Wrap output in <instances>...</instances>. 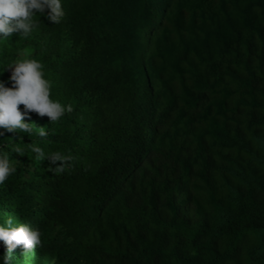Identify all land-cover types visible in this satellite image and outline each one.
<instances>
[{
    "label": "trees",
    "instance_id": "16d2710c",
    "mask_svg": "<svg viewBox=\"0 0 264 264\" xmlns=\"http://www.w3.org/2000/svg\"><path fill=\"white\" fill-rule=\"evenodd\" d=\"M61 6L59 24L34 13L33 31L0 38V82L35 59L74 109L0 136L16 168L0 226L42 242L10 264H264V0ZM32 145L71 167L53 174Z\"/></svg>",
    "mask_w": 264,
    "mask_h": 264
},
{
    "label": "clouds",
    "instance_id": "9594fccd",
    "mask_svg": "<svg viewBox=\"0 0 264 264\" xmlns=\"http://www.w3.org/2000/svg\"><path fill=\"white\" fill-rule=\"evenodd\" d=\"M45 9L49 11L45 13ZM46 15L48 21L59 24L65 17L61 0H0V38L20 33L25 36L36 27L33 14ZM42 64L35 59H25L17 62L4 70H11L8 82L11 87H6V82H0V136L18 135L17 130L29 135L33 128L31 123H26L25 117L31 119L30 113H37L40 117L47 116L50 122L58 121L65 113L71 114L73 107L62 105L50 99V82L44 78ZM23 105L24 111L19 108ZM38 135L45 137L47 133L41 127ZM21 152L19 147L14 149ZM31 151L35 153V161L42 164L49 162V169L53 174H61L71 167L73 157L60 152L46 154L40 147L32 145ZM59 162V163H57ZM16 172L10 166L9 156L5 153L0 157V184ZM0 241L3 242L5 252L3 264H10L11 252L16 246H22L26 251L37 246L42 247L41 232L28 224L14 226L13 220L8 218L0 226ZM23 251L22 255L26 252Z\"/></svg>",
    "mask_w": 264,
    "mask_h": 264
}]
</instances>
